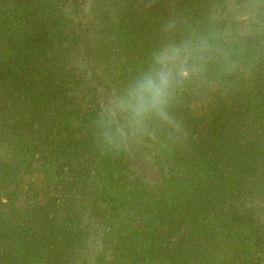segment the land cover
<instances>
[{"label":"trees","instance_id":"obj_1","mask_svg":"<svg viewBox=\"0 0 264 264\" xmlns=\"http://www.w3.org/2000/svg\"><path fill=\"white\" fill-rule=\"evenodd\" d=\"M212 33L187 138L101 154L102 102ZM0 264H264V0H0Z\"/></svg>","mask_w":264,"mask_h":264},{"label":"clouds","instance_id":"obj_2","mask_svg":"<svg viewBox=\"0 0 264 264\" xmlns=\"http://www.w3.org/2000/svg\"><path fill=\"white\" fill-rule=\"evenodd\" d=\"M177 23L167 20L164 30L172 31ZM215 39L214 33L192 35L180 44L164 45L143 70L102 102L94 117L101 154L120 155L129 152L133 143H160L161 137L172 143L187 138L183 120L172 111L173 103L179 85L189 78L184 67L188 60L202 66L213 53L222 52L210 44Z\"/></svg>","mask_w":264,"mask_h":264}]
</instances>
